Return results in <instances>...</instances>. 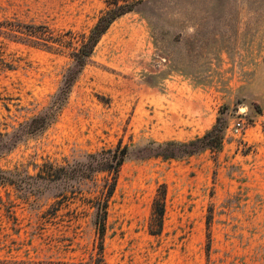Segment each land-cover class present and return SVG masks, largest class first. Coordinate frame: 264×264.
Masks as SVG:
<instances>
[{"label": "rangeland", "instance_id": "374dc122", "mask_svg": "<svg viewBox=\"0 0 264 264\" xmlns=\"http://www.w3.org/2000/svg\"><path fill=\"white\" fill-rule=\"evenodd\" d=\"M107 7L0 0V264L89 259L105 172L78 181L38 170L117 143L128 152L108 200L107 264H264V0H139L101 36L54 118L30 131L72 62L40 32L88 30ZM217 117L220 148L154 154L152 141L194 138Z\"/></svg>", "mask_w": 264, "mask_h": 264}, {"label": "trees", "instance_id": "16d2710c", "mask_svg": "<svg viewBox=\"0 0 264 264\" xmlns=\"http://www.w3.org/2000/svg\"><path fill=\"white\" fill-rule=\"evenodd\" d=\"M139 0H108V7L101 10L96 21L88 28V30L67 29L64 32L54 35L47 28L40 32V38L44 40V44L52 47L49 42L57 43L60 46L70 47L69 54L72 62L65 67L62 83L55 91L50 99L47 109L41 114H37L28 122L30 131L42 129L55 116L57 110L65 102L67 95L71 89L73 82L81 71L84 64L92 54L94 47L98 43L101 36L108 29L112 21L124 12L133 9ZM35 30H30L31 33ZM224 122L217 117L215 123L207 129L203 134L195 136L188 140L170 139L161 142H155L156 155L163 157H172L180 154H191L203 148L218 149L223 140ZM128 152L126 144L117 143L115 146L104 147L99 150L88 152L84 160L74 162H65L64 164H53L52 162H43L39 167L38 175L42 178L60 179L74 178L81 181L90 178L97 180L98 172H105L102 175V181L97 183V191L92 198L95 206L94 224L96 233V242L90 254L89 259L80 261L58 260L53 264H107L103 255L104 232L107 216L108 200L114 191L118 172ZM165 186L160 184L157 193L152 201L151 225L156 226L149 228L150 232L158 233L161 230L164 211H165Z\"/></svg>", "mask_w": 264, "mask_h": 264}, {"label": "built area", "instance_id": "2783aa9c", "mask_svg": "<svg viewBox=\"0 0 264 264\" xmlns=\"http://www.w3.org/2000/svg\"><path fill=\"white\" fill-rule=\"evenodd\" d=\"M239 123H240V122L238 121L237 124L239 125ZM237 128H238V126L236 125V129H237Z\"/></svg>", "mask_w": 264, "mask_h": 264}]
</instances>
